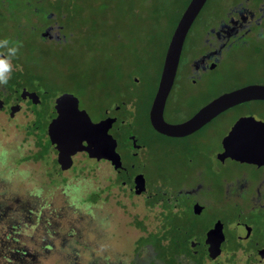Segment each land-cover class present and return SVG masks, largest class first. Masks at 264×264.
<instances>
[{
    "label": "rangeland",
    "instance_id": "1",
    "mask_svg": "<svg viewBox=\"0 0 264 264\" xmlns=\"http://www.w3.org/2000/svg\"><path fill=\"white\" fill-rule=\"evenodd\" d=\"M34 1L37 0L0 3V42L8 41L6 46H0V52L9 54V48L16 50L19 60H9L17 70L23 67L25 57L26 60L31 57L29 62L43 75L41 83L25 82L22 89L39 90L44 107L58 94L72 93L79 99V107L93 120L102 116L112 103L128 101L127 123L121 128L119 149L124 159L130 161L126 149L130 131L146 143V165L141 168L148 184L154 188L151 196L145 197L133 194L121 183L113 184L114 172L106 162L93 165L88 161L86 167L92 168L85 170H78L79 164L75 168L63 166L43 142L46 133L39 123L42 119L32 121L33 114L25 106L16 112L14 119L0 112V236L7 234L4 241L0 240V264H193L183 255L174 263H168L167 250L180 253L182 243L178 240L188 238L191 232H202L217 216L233 220L238 211L230 201L220 207L221 199L215 194L211 196L214 205L209 204L199 217L188 208L186 200L179 203L181 208L172 214L166 211L167 204L179 202L183 196L165 194L158 189L159 184L182 174L179 162L184 158L186 147L197 145L201 151H216L221 138L239 117L264 121V100L243 102L225 110L193 136L161 137L152 131L148 110L158 84L162 47L187 0H112L111 9L107 11H110L108 19L114 23L103 20L97 41H105V34L114 32L134 39L138 50L134 75L142 78L141 83L134 84L103 75L106 59L91 55L93 52L86 53L79 44L59 50L49 44L51 42L43 43V30H38L30 20L33 18L28 17ZM229 1L207 0L193 31L198 34ZM41 51L42 59L33 57ZM247 66L264 70V51L260 55L238 56L232 63L223 64L217 78L219 81L223 75L230 78V74ZM123 69L122 74L131 71L128 64ZM238 84L208 83L199 88L194 105H201L207 94ZM5 90L6 86L0 85V91ZM188 110L172 106L165 118L175 121L186 116ZM17 122L22 126L15 127ZM82 155L76 154L74 162L78 163ZM193 155L196 154L193 152ZM201 160L195 157V162L200 164ZM75 184L83 188L72 190ZM7 207L19 211L10 212ZM244 210L246 215L250 213L246 206ZM257 214H254V224L264 230V218L259 216L263 211ZM15 231H19L20 250L14 248V240L8 239ZM255 240L264 245V239ZM202 241L196 239L198 243ZM236 241L229 239L225 247H237ZM21 251L26 254L17 262L13 259L7 262L2 257L6 254L11 255L7 258H15L14 254H21ZM246 256L244 251L238 250L230 262L245 264V259H249ZM195 262L210 264L202 254L197 255ZM256 264H264V257Z\"/></svg>",
    "mask_w": 264,
    "mask_h": 264
},
{
    "label": "flooded vegetation",
    "instance_id": "2",
    "mask_svg": "<svg viewBox=\"0 0 264 264\" xmlns=\"http://www.w3.org/2000/svg\"><path fill=\"white\" fill-rule=\"evenodd\" d=\"M199 13L193 20L184 37L174 79L165 100L163 118L168 123H179L190 118L202 106L225 92L250 84L264 85V70L253 69L249 66L244 69L241 68L240 72L230 74V78L225 77V75H223L222 81H219L217 78V74L223 64L232 63L238 56L245 57L247 54L260 55L264 51V0H230L229 3L224 6L223 10L218 13V15L214 16L212 20L203 25L202 30L197 34L193 31V27L197 17L200 15ZM38 30H49V36H41V40L44 42H60L61 40L66 39L65 35L62 33V27L56 22L52 13L46 16V20L42 21ZM173 30L169 33V37L165 41L161 50V61L159 64L157 83L159 82L166 50ZM41 32L42 31H40V33ZM189 46L190 49L188 48ZM129 74L130 75H128L127 79H125L126 83H141L142 78L134 75V73ZM208 83L240 84L215 93L207 94L205 101L201 105L197 104V106H195L194 101H196L199 97V88ZM22 88L23 87H17L12 90L11 88H6L4 92L0 91V112H3V115L8 114L9 119H14L16 112L21 110L23 106L28 108V111L33 114L32 121L34 118H36V122L39 118L42 119L39 123L43 129V133H46V139L43 142H45V145L47 144V146L50 147L51 143L47 132V127L49 125V121L47 120L48 104L46 107L42 105L43 98L41 97V92L37 89L26 88L29 92L34 91L37 94L38 97L35 102H33L29 95H26L23 98L21 96ZM152 102L148 110L149 123V113ZM175 105L178 108H189L187 115L175 121H167L165 113L170 109V107ZM127 106L128 101L122 100L117 104L112 103L111 106L104 110L103 115L97 120H93L89 116L92 122H98L105 118H114V121L108 129V134L116 140L115 151L120 155L121 167L115 169L111 160L104 157L98 158L96 156H91L89 154V150L92 152L95 147H91L89 149V146L85 142H83L85 148L82 151L74 152L71 155L69 165H71L72 168H75L76 164H79L77 169L85 170L87 168H92L86 167L88 161H91L93 165H96L98 162H106L114 172V176L111 177V182L113 184L116 185L117 183H121L122 186H127V189H130L133 194L149 197L151 196L154 187L148 184L147 176L141 168L143 164L146 165L144 159L145 149L147 147L146 143L142 142L134 132L130 131L126 137L127 156H129L130 161H126L124 159L123 154L119 149V137L120 134H122L121 128L125 127V123H127L125 118L127 117V115H125L127 112ZM78 108L82 109L79 107V99ZM224 111L220 112L215 117ZM215 117H213L210 121H212ZM210 121L198 130L179 137L162 134L156 131L152 127L151 123L150 126L152 131L161 137L181 139L193 136ZM14 126L18 128L22 125L17 122ZM231 127L227 133L230 131ZM0 128H2L1 123ZM227 133L221 138L220 147L216 151H201L197 148V145L186 147L184 158H182L179 162V170H182V174L172 178L173 181L171 180L168 182L165 179L159 184L158 189L165 194L170 193L176 196H183V199L179 202L169 203V205L167 204V209H165L167 212L172 214H176L181 208L179 203L186 200L188 202V208H190L195 216L199 217L205 212L209 204L210 206L214 205L211 200V196L215 194L221 199L220 207L230 201L232 207L237 209L238 214L233 220L217 216L211 220L209 225L202 232H191V235H189L188 238H181L190 239V242L188 241V245L189 248L193 250V254L195 256L194 260L197 255L202 254L205 261H208L210 264H234L230 261L234 258L235 252L241 250L247 255L246 258H249L245 259V264H248L249 262H251V264H256L262 262V258L264 257V245L255 240L264 239V230L254 224V214H257V212L263 211V214L259 216L264 218V164L257 165L254 163L240 162L230 157H220V154L224 150L222 140ZM49 151L53 154L55 153L50 148ZM193 152L196 155H193ZM96 153L102 155L101 149L98 148ZM76 154H83L80 156L78 163L74 162V156ZM94 154L95 153L92 155ZM195 157H200L203 162L200 164L195 162ZM53 158L58 160V156L56 155L53 156ZM142 160L144 162H142ZM188 169L190 170L188 171ZM140 175L142 176L140 177L142 179L139 180L137 178ZM139 187L144 188L139 191ZM74 188L76 191H79L83 187H80L79 184H75L72 187V190H74ZM245 206L248 209L246 211L250 212L247 215L244 210ZM7 209L10 212L15 213L19 211L17 208L13 207H7ZM12 225L16 226L14 223ZM48 229L49 227H47V230ZM17 234H19V231H15L13 235L9 234L8 239L14 240L16 243L14 248L20 250ZM184 234L186 236L187 231H185ZM6 236L7 234H4V236L0 237V240L4 241L3 238H6ZM170 239H173V237L171 236ZM196 239H203V241L198 243L196 242ZM206 239H219L220 251L217 255L212 256L209 252H206ZM229 239H236L237 247H233L232 249L226 248L225 245ZM197 248L200 250H197ZM25 254V252H22L21 254H14L16 255L15 258H7L11 255L7 256L6 254H3L2 257L7 262H12V259L17 262L19 261L18 259H21V256ZM182 255L183 253L180 252L177 253L176 257H180ZM194 263L195 262L193 261V264Z\"/></svg>",
    "mask_w": 264,
    "mask_h": 264
},
{
    "label": "water",
    "instance_id": "3",
    "mask_svg": "<svg viewBox=\"0 0 264 264\" xmlns=\"http://www.w3.org/2000/svg\"><path fill=\"white\" fill-rule=\"evenodd\" d=\"M205 2L206 0H189L176 23L166 50L149 118L156 131L168 136L190 134L234 105L249 100H264V85L250 84L219 95L182 122L168 123L164 120V104L174 79L184 37ZM49 34V30H45L41 36L46 37ZM0 56H3L1 52ZM26 95H29L33 102L38 97L34 91L21 89V96L24 98ZM47 120L50 149L55 152L63 166H69L71 155L82 151L85 142L89 149L95 147L92 152L89 150L91 156L111 160L115 169L121 167L120 155L115 151L116 140L108 134L114 118L92 122L87 112L78 108V99L64 92L48 102ZM222 144L224 148L220 154L222 158L230 157L240 162L264 164V121L254 117L239 118L223 138ZM98 148L101 149L102 155L96 153ZM93 153L95 154L92 155ZM140 177L142 176L137 179H142ZM143 188L139 187L138 190L141 191ZM205 248L210 255H217L220 251L219 239H206Z\"/></svg>",
    "mask_w": 264,
    "mask_h": 264
},
{
    "label": "trees",
    "instance_id": "4",
    "mask_svg": "<svg viewBox=\"0 0 264 264\" xmlns=\"http://www.w3.org/2000/svg\"><path fill=\"white\" fill-rule=\"evenodd\" d=\"M4 1L5 0H0V3L4 4ZM34 2L36 3L29 7L30 12L28 17L33 18L30 20L35 22L37 29L42 21L46 20V16L52 13L56 22L62 27V33L66 37V39H63L60 42H51L49 44L54 45V47L59 50H62L65 47L68 49L67 47L71 44H79L84 48L86 53L93 52L90 54L103 56L107 61L104 64V68H102L103 75L110 76L118 82L123 79H127L128 75H130L129 73L127 74V72L122 74L124 71L123 68L127 64L128 68L131 69L132 73H134L136 70L135 68L137 67L136 56L138 55L134 39L130 40V38L125 36L123 33L114 32L111 34H105V41H97V35H99L100 30L99 25L103 22V20L114 23V21H110V19H108L110 11H107L108 9H111L112 0H37ZM188 2L189 0L186 1L180 11L171 31L176 26V23ZM109 35H111L110 38ZM43 43L47 44L48 42L43 41ZM2 54L3 56L0 58H7L12 61L19 60L17 59L19 58L18 53H15V55L12 56L6 53ZM33 57L39 60L42 59V51L37 54H33ZM26 58L27 57H25L21 70H17L14 66L12 67L10 78L5 85L6 88L15 89L17 87H22V83L25 82L41 83V77L43 76L41 75V71L37 70V68L29 62L31 57L27 60ZM35 66L38 67V64ZM131 71L129 72L131 73ZM188 240L189 239H184L181 242L178 240L179 243H182V251L180 252H182L183 256L187 259L195 262V256L193 254V250L189 248ZM177 253L178 252L173 249L167 250V262L174 263L177 260ZM194 264L199 263L195 262Z\"/></svg>",
    "mask_w": 264,
    "mask_h": 264
},
{
    "label": "clouds",
    "instance_id": "5",
    "mask_svg": "<svg viewBox=\"0 0 264 264\" xmlns=\"http://www.w3.org/2000/svg\"><path fill=\"white\" fill-rule=\"evenodd\" d=\"M8 44V41L5 40L3 42H0V46H6ZM15 49L9 48L8 52L9 55H15ZM12 71V65L10 63V60L7 58H0V85H6L8 82V79L10 78V73Z\"/></svg>",
    "mask_w": 264,
    "mask_h": 264
}]
</instances>
